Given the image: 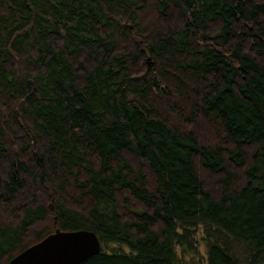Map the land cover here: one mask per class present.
<instances>
[{
	"label": "trees",
	"instance_id": "16d2710c",
	"mask_svg": "<svg viewBox=\"0 0 264 264\" xmlns=\"http://www.w3.org/2000/svg\"><path fill=\"white\" fill-rule=\"evenodd\" d=\"M57 228L264 264V0H0V264Z\"/></svg>",
	"mask_w": 264,
	"mask_h": 264
},
{
	"label": "water",
	"instance_id": "95a60500",
	"mask_svg": "<svg viewBox=\"0 0 264 264\" xmlns=\"http://www.w3.org/2000/svg\"><path fill=\"white\" fill-rule=\"evenodd\" d=\"M102 241L89 229L57 228L16 254L8 264H80L102 251Z\"/></svg>",
	"mask_w": 264,
	"mask_h": 264
},
{
	"label": "rangeland",
	"instance_id": "374dc122",
	"mask_svg": "<svg viewBox=\"0 0 264 264\" xmlns=\"http://www.w3.org/2000/svg\"><path fill=\"white\" fill-rule=\"evenodd\" d=\"M200 249H201V251H202L203 253H205V247H204V246H201Z\"/></svg>",
	"mask_w": 264,
	"mask_h": 264
}]
</instances>
